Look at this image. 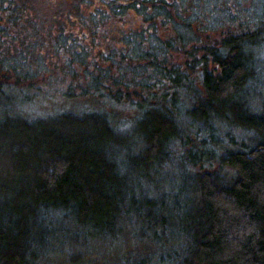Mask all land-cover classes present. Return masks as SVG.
<instances>
[{
	"label": "trees",
	"instance_id": "trees-1",
	"mask_svg": "<svg viewBox=\"0 0 264 264\" xmlns=\"http://www.w3.org/2000/svg\"><path fill=\"white\" fill-rule=\"evenodd\" d=\"M214 1L104 0L95 19L132 7L143 26L113 54L91 61L82 58L89 51L81 42L73 40L74 54L62 33L47 36L49 26L29 4L0 0V264H34L35 250L63 222L100 240L135 226L134 240L156 246L142 244L155 262L136 264H264V97L255 94L264 0H253L245 16L230 0L225 7ZM216 9L221 14L213 16ZM33 46H48L61 60ZM173 53L185 58L173 60ZM74 55L84 64L81 77ZM62 61L74 67L70 78L45 77ZM52 84L64 97L97 92L126 102L134 120L120 128L99 110L46 118L13 111L18 86L51 95ZM232 131L248 142L231 147L238 143ZM176 163L186 174L174 191L129 187L135 178L153 180L150 186L164 180L161 169Z\"/></svg>",
	"mask_w": 264,
	"mask_h": 264
},
{
	"label": "rangeland",
	"instance_id": "rangeland-1",
	"mask_svg": "<svg viewBox=\"0 0 264 264\" xmlns=\"http://www.w3.org/2000/svg\"><path fill=\"white\" fill-rule=\"evenodd\" d=\"M15 1V8H19L21 5L24 8L26 4H29L32 12L35 13V16H38L43 20L46 26H49L48 30H50V33H48L47 36L62 33L63 39L70 43L69 49L74 48V54H77L79 49L78 46L74 47L73 40L81 42L82 47L89 51L84 54V51L81 50L82 55H85L82 58L91 61L95 58H101L100 55L102 52H110V54H113L117 48L125 43L124 39L128 34L136 33L141 30V27L143 26L141 15L132 7H125L124 9L120 8L117 14H111L109 16L101 15L102 17H100V20L95 19V16H91V13L97 11L99 8H103L104 0ZM119 1L127 3L131 0ZM228 2L231 6L236 4L239 5V8H244L245 11L243 12V16L251 14L255 9L253 0H230ZM213 3L217 7L226 6V0H216ZM186 6L188 5L186 4ZM185 13L188 14V11ZM213 14V16H216L221 13L216 9ZM57 18L58 21L56 20ZM98 21H101V23L97 25L98 27L93 37L92 26L96 25ZM199 31L202 32V30H198V32ZM47 39L52 42L51 38ZM48 40L45 41L46 44H49ZM48 46L47 48L33 46L32 49L35 52H42L53 61L54 59L60 61L61 58H55V55L52 54L53 49L49 50ZM255 49L257 50V53H259V58L262 57L260 58V75L256 79L258 82L257 87L255 88V94L264 97V44ZM68 50L60 53L62 59H67L66 55L69 53ZM173 56V60H181L182 58H185L184 55L181 56L179 53H173ZM72 58L76 61L75 64L78 66L81 77L84 64H81V67L78 64L82 59L75 57V55ZM87 64H89V62H87ZM211 68L215 70V73L220 72L216 65H211ZM58 69V71L51 68L47 69L45 77H48V79L49 77H52L53 81L59 80L61 76L70 78V74L74 71V67L67 65L65 61L61 62V66H59ZM111 73L115 74L116 71H112ZM196 77L197 76L193 74L192 78L196 79ZM195 82L198 86L199 81L196 80ZM57 85L58 84H52L48 86L51 95H49L45 89L18 86L16 89L18 95L14 103L15 105L12 106L14 109L13 111L28 118H46L64 112H87L99 110L108 114V118L112 124H117L120 128L134 120L133 117L136 115V110L126 102L111 103L110 100L102 97L97 92L87 95L64 97L63 94L56 90L55 87ZM65 87V83L57 86L58 89ZM54 88L55 91L53 90L52 92V89ZM138 91L140 90L138 89ZM130 92L132 93H130V97L135 96V93H137V91L133 90ZM126 96L127 94H125L124 97ZM256 101L259 102L258 98L253 101L254 108L258 107ZM233 134L238 143L231 147L236 148L239 143L248 142L246 134L235 131ZM227 146L228 144L226 147ZM161 170L164 174L162 173L159 177H161L160 179L164 177V180L157 181L158 179H155L156 177H154L153 179H155L154 181L156 184L150 186L153 180H151L149 184L142 178H135L133 181L130 180L128 182L129 187H131L132 190L143 194H147L148 191H151V193L158 195L164 189L169 188V192L172 190L174 191V188L177 187V179H180L186 174L180 163L174 164L173 167L170 165ZM219 171L221 176H227L226 170ZM154 185H156V188H153ZM188 196L189 198H194L191 192L188 193ZM60 224L64 225H61V228H59V225L55 227V235L57 234V237L50 239L44 248L40 249L39 247L35 250L36 259L33 262L34 264H136L135 260H141V258L152 260L153 262L156 261L154 256L156 255L155 252L146 251L145 253L142 244L145 247L150 245V247L156 248V246L152 245L151 242L143 243L142 240H134L137 232V229L135 231L133 230L135 226H127V228L122 230L121 233L116 235L115 239L108 238L107 240H100V238L84 239L85 229L81 230L78 226L74 227L67 222ZM137 227L139 226L137 225ZM78 232L81 233V238H79Z\"/></svg>",
	"mask_w": 264,
	"mask_h": 264
}]
</instances>
